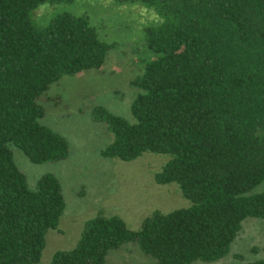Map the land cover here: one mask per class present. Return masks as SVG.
Returning a JSON list of instances; mask_svg holds the SVG:
<instances>
[{
    "label": "trees",
    "instance_id": "trees-1",
    "mask_svg": "<svg viewBox=\"0 0 264 264\" xmlns=\"http://www.w3.org/2000/svg\"><path fill=\"white\" fill-rule=\"evenodd\" d=\"M70 1L0 0V264H37L64 208L57 178L43 174L30 189L10 145L32 163L65 159L67 142L40 122L38 97L63 76L100 68L113 46L84 15L37 24L39 6ZM129 1L156 17L142 30L152 55L132 80L131 121L91 109L111 134L100 155H168L154 182L175 183L190 204L152 211L137 230L97 211L47 264H103L129 242L153 264L210 262L228 253L245 218L264 219V188L253 191L264 182V0Z\"/></svg>",
    "mask_w": 264,
    "mask_h": 264
},
{
    "label": "rangeland",
    "instance_id": "rangeland-1",
    "mask_svg": "<svg viewBox=\"0 0 264 264\" xmlns=\"http://www.w3.org/2000/svg\"><path fill=\"white\" fill-rule=\"evenodd\" d=\"M60 12L86 16L98 37L113 46L100 68L63 76L48 84L38 97L44 110L40 122L67 142L65 159L32 163L10 145L12 159L25 175L27 186L34 189L41 175L51 173L59 181L64 199L56 228L44 235L37 264H47L56 250L71 249L84 221L97 211L105 216H118L128 229L137 230L152 211L167 213L190 204L175 183L154 182L153 176L168 155L143 152L130 161L101 156L100 151L110 142L111 134L103 122L91 116L94 106H102L131 121L129 107L137 93L132 80L141 74L152 55L144 44L142 30L156 19L153 12L129 0H72L39 6L36 22L44 26ZM263 188L264 182L253 191ZM259 259L264 261V219L247 217L226 255L190 264H239ZM153 263L133 242L109 250L103 262Z\"/></svg>",
    "mask_w": 264,
    "mask_h": 264
}]
</instances>
